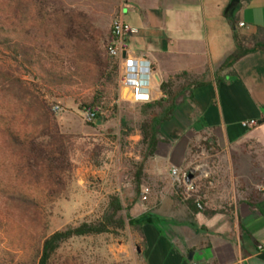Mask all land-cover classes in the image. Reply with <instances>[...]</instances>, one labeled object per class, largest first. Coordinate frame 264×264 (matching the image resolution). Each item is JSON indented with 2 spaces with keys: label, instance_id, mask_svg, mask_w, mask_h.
Masks as SVG:
<instances>
[{
  "label": "crops",
  "instance_id": "1",
  "mask_svg": "<svg viewBox=\"0 0 264 264\" xmlns=\"http://www.w3.org/2000/svg\"><path fill=\"white\" fill-rule=\"evenodd\" d=\"M115 12L137 30L127 39L128 53L149 60L159 77L153 102L168 99L163 82L174 91L205 83L187 91L161 128L175 123L171 135L182 133L173 147L184 153L189 138L209 139L224 163L208 170L226 172L208 181L213 188L202 190L199 212L171 187L162 193V206L149 208L142 226L144 264H264V49L223 67L253 47V38H264V0H117ZM249 119L258 125L244 127ZM239 184L246 187L240 194Z\"/></svg>",
  "mask_w": 264,
  "mask_h": 264
},
{
  "label": "rangeland",
  "instance_id": "2",
  "mask_svg": "<svg viewBox=\"0 0 264 264\" xmlns=\"http://www.w3.org/2000/svg\"><path fill=\"white\" fill-rule=\"evenodd\" d=\"M61 1L69 8L88 14L98 28L101 42L107 45L111 42V25L117 17V0ZM0 17L6 20L8 26L17 27L18 39L25 44L36 45L38 53L44 55L49 45H54L53 52L59 50L64 55L68 53L67 48L59 49L50 41H43V29L39 25L24 18L17 20L13 0H0ZM18 72L24 79H32L24 70ZM7 89L8 86L0 83V125L7 123L15 104L14 95ZM45 92L53 109L59 106V110H54L62 131L68 135L71 143L73 168L68 174L63 195L45 205L41 225L32 223L29 217L13 206L8 207L7 213L0 215V264H37L41 240L45 236L85 221L101 219L111 196H118L122 202L126 222L124 229L74 237L62 244L54 254L52 263L144 264L138 249L142 226L148 209L162 206V193L171 187L177 196L185 200L196 198L198 201L205 199L202 190L207 193L212 191L209 180L218 175L225 177L226 172L223 170H208L209 166L224 163L220 150L209 139L199 136L189 138L186 153L182 146L180 149L173 147L182 132H175L177 137L171 135V125L175 124L172 122L161 128L163 141L158 144L155 154L148 156L149 149L141 129L147 117V103L137 104L128 100L121 90L119 73L117 88H111V100L99 124L98 119L87 120L86 111L81 109L75 97ZM184 142L185 139L180 144ZM9 155L10 152L0 149V159L8 161ZM173 167L179 168L187 176L181 183L173 181L170 174ZM5 168L8 170L7 176L9 174L6 186L10 192L19 190L41 199L36 187L22 185L18 179L9 180L10 173H13L9 161ZM207 170L208 177L199 176ZM227 185H230L229 182ZM226 187L223 185L224 190ZM227 190L232 189L228 186ZM237 191L240 194L246 191V187L239 184ZM222 206L229 209L231 205L224 202Z\"/></svg>",
  "mask_w": 264,
  "mask_h": 264
},
{
  "label": "trees",
  "instance_id": "3",
  "mask_svg": "<svg viewBox=\"0 0 264 264\" xmlns=\"http://www.w3.org/2000/svg\"><path fill=\"white\" fill-rule=\"evenodd\" d=\"M13 6L17 20L24 18L43 29V41H50L59 49H68L64 55L59 50L53 52L54 45H49L42 55L37 52L36 45L19 40L17 27L8 26L0 17V83L8 86L7 90L15 98L7 123L0 125V149L10 152L8 161L13 173L9 180L18 179L22 185L36 187L41 194L40 199L19 190L10 192L6 186L8 161L0 159V215L13 206L32 223L41 225L45 205L63 195L73 168L69 137L62 131L45 91L56 96L58 93L73 96L82 110L96 112L97 119L104 118L103 111L111 100V88H117L119 61L109 55L107 44L101 42L98 28L88 14L67 7L61 0H13ZM253 41V47L229 56L223 67L232 65L245 52L264 49V38H253ZM20 70L32 79H24ZM202 85L205 83L191 81L174 91L171 82L161 84L169 97L146 104L147 117L141 126L148 156H153L163 141L161 126L172 118L180 99L192 87ZM137 178L140 181V177ZM188 205L199 212L203 201L190 198ZM122 211L120 198L111 196L101 219L85 221L45 236L41 240L37 264H53L57 250L74 237L124 229L126 222Z\"/></svg>",
  "mask_w": 264,
  "mask_h": 264
},
{
  "label": "built area",
  "instance_id": "4",
  "mask_svg": "<svg viewBox=\"0 0 264 264\" xmlns=\"http://www.w3.org/2000/svg\"><path fill=\"white\" fill-rule=\"evenodd\" d=\"M136 31V28L121 16L115 17L111 25L113 38L107 45V51L119 61V84L128 100L137 104L151 103L155 100L152 88V83L156 80L153 65L147 59L135 58L128 53L127 39ZM162 97L166 95L163 93ZM54 109L59 110V106H55ZM85 116L87 120H97V113L94 111H86ZM242 125L246 128H254L258 125V120H244ZM170 174L175 183H181L187 178L177 167H173Z\"/></svg>",
  "mask_w": 264,
  "mask_h": 264
},
{
  "label": "water",
  "instance_id": "5",
  "mask_svg": "<svg viewBox=\"0 0 264 264\" xmlns=\"http://www.w3.org/2000/svg\"><path fill=\"white\" fill-rule=\"evenodd\" d=\"M124 56H125V53H124ZM156 77V79L157 80H159V77L156 75L155 76ZM101 119H102V117H100L99 119H98V121H97V123L99 124V123H101ZM191 178V176L188 178V180Z\"/></svg>",
  "mask_w": 264,
  "mask_h": 264
}]
</instances>
